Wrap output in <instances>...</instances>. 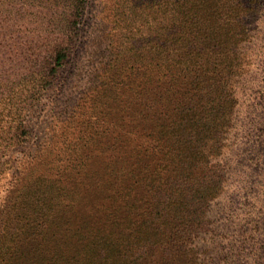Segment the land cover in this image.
I'll list each match as a JSON object with an SVG mask.
<instances>
[{
	"label": "trees",
	"instance_id": "obj_1",
	"mask_svg": "<svg viewBox=\"0 0 264 264\" xmlns=\"http://www.w3.org/2000/svg\"><path fill=\"white\" fill-rule=\"evenodd\" d=\"M117 2L91 144L45 173L28 168L0 211V264H207L198 248L226 182L218 159L264 0ZM82 4L68 0L44 65L30 45L31 90L64 66Z\"/></svg>",
	"mask_w": 264,
	"mask_h": 264
},
{
	"label": "rangeland",
	"instance_id": "obj_2",
	"mask_svg": "<svg viewBox=\"0 0 264 264\" xmlns=\"http://www.w3.org/2000/svg\"><path fill=\"white\" fill-rule=\"evenodd\" d=\"M117 5V0H83L64 66L47 86L37 81L31 90L30 45L39 47L36 62L44 65L43 48L54 40L60 15L70 12L68 0H0V211L24 185L31 165L45 173L51 162L72 158L74 147L91 144L89 127L101 110L91 100L93 88L100 90ZM252 27L236 86L235 128L218 159L226 182L210 206L211 232L198 248L207 264H264V9Z\"/></svg>",
	"mask_w": 264,
	"mask_h": 264
}]
</instances>
